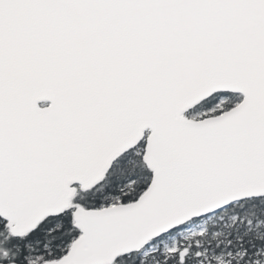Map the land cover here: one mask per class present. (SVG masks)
<instances>
[{
	"label": "snow or ice",
	"instance_id": "1",
	"mask_svg": "<svg viewBox=\"0 0 264 264\" xmlns=\"http://www.w3.org/2000/svg\"><path fill=\"white\" fill-rule=\"evenodd\" d=\"M0 264H264V0H0Z\"/></svg>",
	"mask_w": 264,
	"mask_h": 264
}]
</instances>
